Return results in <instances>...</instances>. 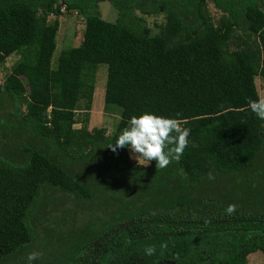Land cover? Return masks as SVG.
Listing matches in <instances>:
<instances>
[{"label":"trees","instance_id":"1","mask_svg":"<svg viewBox=\"0 0 264 264\" xmlns=\"http://www.w3.org/2000/svg\"><path fill=\"white\" fill-rule=\"evenodd\" d=\"M105 1L117 21L96 10ZM63 8L85 21L83 43L53 62ZM135 11L165 14L160 35ZM15 56L0 83V104L19 103L0 115V134L18 140L0 150V264H27L30 252L33 264H247L264 255V120L248 107L264 80V0H0V70ZM101 65L105 107L120 109L112 133L87 127ZM142 111L190 128L179 161L157 169L108 147ZM75 167L105 175L107 194ZM199 242L206 249L195 250Z\"/></svg>","mask_w":264,"mask_h":264},{"label":"rangeland","instance_id":"2","mask_svg":"<svg viewBox=\"0 0 264 264\" xmlns=\"http://www.w3.org/2000/svg\"><path fill=\"white\" fill-rule=\"evenodd\" d=\"M59 4L61 6H65L63 3H59ZM208 9H209L212 17L214 18V20H217L221 17L220 11L217 10L216 7H214L213 3H209ZM96 10H100V14H101L102 18L108 22H115V21H117V19L119 17L118 11L112 5L111 2L105 1V2L98 3ZM62 12H64L63 16L58 17L60 29H59L57 36H56L57 47H56V50L54 53L53 62H55V60L60 56L62 51L70 50L73 47H78L83 43V33L85 30V21L83 20L82 16H80V14H78L76 11L65 12V9H63ZM135 15H137L139 18H142L144 20L147 28L150 30V34L160 35L162 27L164 26L165 21H166L165 14L161 13L158 15H145V14H142L140 11H135ZM53 19H54V17H53ZM17 60H18V57H16V56L12 57L11 59L8 60V63L6 64L5 68H2L0 70V83L1 84L5 81L6 75L8 74V71L10 70L9 68ZM107 69H108L107 65H101L99 67L92 109L89 112V114H87V115H89L87 127L89 129L106 128L108 133H112L114 131V129H116L117 124L119 122L120 109L115 107V106H111L107 110L105 107V92H106L107 76H108V70ZM256 84H257V87L259 90L260 98H261V100H264V80L258 77L256 79ZM2 102H3V105L4 104L5 105L3 106L0 104V115L17 113L16 111L19 107L18 102H12V103L7 104L6 103L7 99L2 100ZM21 109L23 112L26 111L25 106H23ZM85 115H86V113L81 112L78 114V118L80 120H82V119H84ZM4 122H6V121H4ZM11 126L12 125H10V127ZM81 126H82L81 124H77V125H75V128H80ZM15 130H16L15 132H17V135H18L19 134L18 127L15 126ZM10 132H11V129L8 132H6L5 134L4 133L0 134V150L4 149V150L9 151L15 144H17L18 140L16 138L12 139L10 137V136H12ZM8 137H10L9 141H7ZM132 160L137 162L135 159H132ZM138 163L143 165L144 162L138 161ZM75 168H77V167H75ZM78 169H80V171H82V173H80L78 171ZM95 169H96L95 167H92V169L88 168V167H87V169H85L83 167V168H77V171L79 173L78 175L84 174V173L88 174L89 180L85 179V181L87 180V182H89L90 185H93L92 183L94 182V186H97V188H100L102 191L106 192V190H109L111 185L109 184L108 179L104 177L105 175L101 176V177L94 175V171L96 173L98 172ZM100 173H102V172H100ZM113 180L119 184V185L117 184L118 186L127 185L125 183H120L119 180H117L116 178ZM106 194H107V192H106ZM69 198H72V196H69ZM66 202H68L67 205H69L71 203V201L68 199H66ZM88 215H91V213L86 212L83 215H81L79 217L77 223L78 224L84 223L86 220L89 219ZM52 220H55V218H52ZM70 223H71V221H67L65 229H67L69 227L71 228ZM60 226H63V225H60ZM56 229L58 232L57 236L60 238L62 236L61 230L59 227H56ZM64 230H62V231H64ZM199 243H201V246H203L202 242H199ZM201 246L196 245L195 250H201L202 248L205 247V246H203V247H201ZM36 247H38L37 244L34 248H36ZM40 249H39V251H41ZM247 264H264V255L258 254V253L252 254L248 258Z\"/></svg>","mask_w":264,"mask_h":264},{"label":"clouds","instance_id":"3","mask_svg":"<svg viewBox=\"0 0 264 264\" xmlns=\"http://www.w3.org/2000/svg\"><path fill=\"white\" fill-rule=\"evenodd\" d=\"M248 107L257 118L264 120V100L249 98ZM190 132V128L183 126L175 116L142 111L129 117L127 126L108 147L114 152L126 148L130 158L137 162L142 161L143 165H147L155 160V167L163 169L171 162L181 159L185 148L190 144ZM234 209L235 205H228L225 211L231 214ZM156 251L154 244L144 249L148 256ZM38 255L36 252L28 253L27 264H33Z\"/></svg>","mask_w":264,"mask_h":264},{"label":"flooded vegetation","instance_id":"4","mask_svg":"<svg viewBox=\"0 0 264 264\" xmlns=\"http://www.w3.org/2000/svg\"><path fill=\"white\" fill-rule=\"evenodd\" d=\"M199 245L201 246L200 243H197V246H199ZM201 247H203V246H201ZM202 249L204 250V249H206V248L204 247V248H202ZM203 253H205V252L203 251Z\"/></svg>","mask_w":264,"mask_h":264},{"label":"crops","instance_id":"5","mask_svg":"<svg viewBox=\"0 0 264 264\" xmlns=\"http://www.w3.org/2000/svg\"><path fill=\"white\" fill-rule=\"evenodd\" d=\"M7 63H8V61H7Z\"/></svg>","mask_w":264,"mask_h":264},{"label":"built area","instance_id":"6","mask_svg":"<svg viewBox=\"0 0 264 264\" xmlns=\"http://www.w3.org/2000/svg\"><path fill=\"white\" fill-rule=\"evenodd\" d=\"M64 9V8H63Z\"/></svg>","mask_w":264,"mask_h":264}]
</instances>
